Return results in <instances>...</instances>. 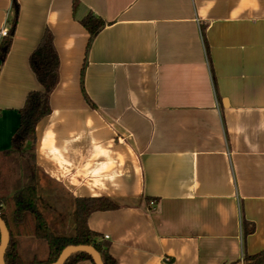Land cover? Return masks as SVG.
I'll return each mask as SVG.
<instances>
[{
    "label": "crops",
    "instance_id": "crops-1",
    "mask_svg": "<svg viewBox=\"0 0 264 264\" xmlns=\"http://www.w3.org/2000/svg\"><path fill=\"white\" fill-rule=\"evenodd\" d=\"M13 1L0 153L42 90L29 58L48 30L58 83L26 148L53 235L73 236L75 199L103 197L117 208L86 224L114 264H242L264 250V0H0V30ZM89 13L105 27L86 53ZM17 245L24 262L47 257L43 241Z\"/></svg>",
    "mask_w": 264,
    "mask_h": 264
},
{
    "label": "trees",
    "instance_id": "trees-1",
    "mask_svg": "<svg viewBox=\"0 0 264 264\" xmlns=\"http://www.w3.org/2000/svg\"><path fill=\"white\" fill-rule=\"evenodd\" d=\"M13 15L9 23L8 35L0 41V64H3L11 47L18 18V5L12 2ZM81 26L88 33L86 53L92 40L105 27V23L89 13L81 20ZM30 67L42 87L40 91L30 92L22 108L18 111L19 126L11 139V149L0 153V219L5 223L9 233V243L4 255L5 264H52L59 254L68 246H90L99 254L102 264H114L108 253V244L91 232L86 224L87 217L97 211L117 208V204L107 198H78L74 200V234L71 237L55 236L49 230L37 209V176L40 169L36 166L34 145L35 127L51 112L50 95L58 83V56L54 47L53 36L46 30L37 47L29 58ZM85 65L81 69L83 77ZM7 167L8 177L3 175ZM25 181L22 187L10 191L11 179L20 174ZM12 187V186H11ZM32 237L43 241L47 247L45 260L32 259L24 262L19 254L17 239ZM80 261H93L87 254L78 253L70 256L64 264H76ZM242 264H264V250L244 256Z\"/></svg>",
    "mask_w": 264,
    "mask_h": 264
},
{
    "label": "water",
    "instance_id": "water-1",
    "mask_svg": "<svg viewBox=\"0 0 264 264\" xmlns=\"http://www.w3.org/2000/svg\"><path fill=\"white\" fill-rule=\"evenodd\" d=\"M9 243V233L5 223L0 219V264L4 263V255ZM84 253L90 256L94 264H102L99 254L90 246H68L62 250L57 260L52 264H64L72 255Z\"/></svg>",
    "mask_w": 264,
    "mask_h": 264
},
{
    "label": "rangeland",
    "instance_id": "rangeland-1",
    "mask_svg": "<svg viewBox=\"0 0 264 264\" xmlns=\"http://www.w3.org/2000/svg\"><path fill=\"white\" fill-rule=\"evenodd\" d=\"M3 175L6 176V178L8 177V172H7V167L4 168L3 170ZM41 172H39L38 176H37V186L41 189V191L43 190L42 188H44L45 184H44V181L42 180L41 178ZM21 176V180H19V183H17V185L12 186V183L10 184V191L13 189L15 190L16 188L18 187H22L25 183V181L23 180V176L20 174H18V177ZM17 177V175H14L11 179V182H13L14 178ZM21 181V182H20ZM18 182V181H16ZM40 191V196L38 197V205L40 206V209H41V213H42V217L45 221V218H46V222H49L51 219H52V211L49 210V203L47 202V198L46 196L43 195V193ZM62 195H59L58 193L56 194V200H59V197H61ZM61 198H64V197H61ZM62 209H63V212L65 215H66V218L68 219V221H65L64 224L67 226V227H64V229H66V232L68 233V230H69V226H70V218H71V212H70V207H71V204H69L68 202L66 203H62ZM40 213V212H39ZM70 217V218H69ZM73 222H74V219H73ZM47 224V223H46ZM48 226V225H47ZM17 241V240H16Z\"/></svg>",
    "mask_w": 264,
    "mask_h": 264
},
{
    "label": "built area",
    "instance_id": "built-area-1",
    "mask_svg": "<svg viewBox=\"0 0 264 264\" xmlns=\"http://www.w3.org/2000/svg\"><path fill=\"white\" fill-rule=\"evenodd\" d=\"M7 35H8V28H3L2 30H0V40L7 37ZM105 239L107 238L105 237Z\"/></svg>",
    "mask_w": 264,
    "mask_h": 264
}]
</instances>
